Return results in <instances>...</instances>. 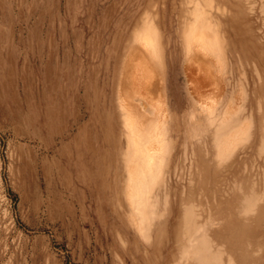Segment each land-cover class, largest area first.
I'll list each match as a JSON object with an SVG mask.
<instances>
[{
	"label": "rangeland",
	"instance_id": "374dc122",
	"mask_svg": "<svg viewBox=\"0 0 264 264\" xmlns=\"http://www.w3.org/2000/svg\"><path fill=\"white\" fill-rule=\"evenodd\" d=\"M0 264H264V0H0Z\"/></svg>",
	"mask_w": 264,
	"mask_h": 264
},
{
	"label": "bare ground",
	"instance_id": "6f19581e",
	"mask_svg": "<svg viewBox=\"0 0 264 264\" xmlns=\"http://www.w3.org/2000/svg\"><path fill=\"white\" fill-rule=\"evenodd\" d=\"M205 34L204 33H201V32H198V31H195V30H192L190 32V38H193V39H201V40H204V37Z\"/></svg>",
	"mask_w": 264,
	"mask_h": 264
}]
</instances>
